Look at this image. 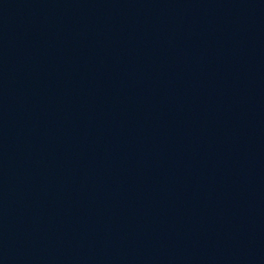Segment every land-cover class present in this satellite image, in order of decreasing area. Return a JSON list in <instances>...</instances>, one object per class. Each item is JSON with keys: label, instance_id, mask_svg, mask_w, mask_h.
I'll return each instance as SVG.
<instances>
[{"label": "water", "instance_id": "obj_1", "mask_svg": "<svg viewBox=\"0 0 264 264\" xmlns=\"http://www.w3.org/2000/svg\"><path fill=\"white\" fill-rule=\"evenodd\" d=\"M0 264H264V0H0Z\"/></svg>", "mask_w": 264, "mask_h": 264}]
</instances>
